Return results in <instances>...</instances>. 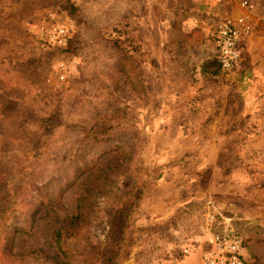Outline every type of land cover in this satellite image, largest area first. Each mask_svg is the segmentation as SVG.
Masks as SVG:
<instances>
[{"label": "rangeland", "instance_id": "rangeland-1", "mask_svg": "<svg viewBox=\"0 0 264 264\" xmlns=\"http://www.w3.org/2000/svg\"><path fill=\"white\" fill-rule=\"evenodd\" d=\"M257 1L240 63L256 65L264 55V0ZM223 2L0 0V248L7 231H22L12 244L21 256L0 253V264H51L49 256L27 253H57L52 231L66 224L82 197L84 221L64 240L71 263L102 264L95 248L106 241L109 211L135 200L132 244L120 264H164L165 255L202 241L206 223L240 235L247 264H264L258 220L264 214L257 212L264 205V178L252 181L261 201L251 205L208 197L207 171L199 181L184 176L194 172L200 152L207 157L211 150L198 153L191 136L204 143L213 133L179 130L177 122L188 120L173 95L194 74L198 54L185 44L198 26L205 27L212 46L203 48V57L212 61L214 10ZM165 9L166 33L160 24ZM144 12L154 18L147 39H163V47L138 43ZM48 18L68 31L65 47L38 43L37 27ZM184 155L191 159L182 164ZM258 167L264 170V158ZM186 186L199 193L187 203L180 190ZM166 203L176 208L160 220ZM243 208L249 221L234 220Z\"/></svg>", "mask_w": 264, "mask_h": 264}, {"label": "crops", "instance_id": "crops-1", "mask_svg": "<svg viewBox=\"0 0 264 264\" xmlns=\"http://www.w3.org/2000/svg\"><path fill=\"white\" fill-rule=\"evenodd\" d=\"M141 1L143 5H164L171 0ZM188 1L191 3L194 0ZM162 7L165 8V6ZM229 9L230 4L221 3L214 10V15L218 16L215 21L227 13ZM201 18L202 14L199 15L198 19ZM151 19L154 18L149 13L144 12L141 32L135 34L139 36L138 43L141 47H163L165 43L163 39H159L157 44H153L147 39L154 33L150 27ZM158 19L161 20V17L159 16ZM162 19L160 24L166 33L168 26L166 20H169L166 9ZM256 30L255 28L254 36H256ZM191 32L190 37L186 39L188 44L186 42L185 47H193L192 49L197 52L199 60L193 65L194 74L192 78H188L189 82L182 83L181 86L184 89L174 92L173 99L182 101L185 110L182 115L188 120V123L177 122V126L182 132L190 127L188 130L190 132L205 131L211 132L213 135L209 136L204 143L198 142L199 136H191L197 140V142L193 141V148L197 147L198 153L203 148H210L211 150L207 157L201 155L200 152L194 172L185 173L183 171L184 176H187L191 182H194L192 181L193 178L195 181H199L203 177L202 172L207 171L208 189L205 194L208 197L217 200L219 197H224L231 202L238 199L254 205V202L261 201V196L258 197V190L254 191L255 188H252V181L255 182L257 178H264V170L258 167L260 160L264 158V153L261 150L264 148V55L256 65L250 61H243V63L239 62L232 71L222 72L218 70L213 61H207L203 57V48L212 47L208 36L204 33L206 32L205 27L198 26ZM162 33L161 30L158 35L160 38ZM195 34L198 35L195 36ZM250 40L249 46L253 47L255 38L252 36ZM241 47H243L242 42ZM190 157L184 155L180 162L184 164L191 159ZM191 188L186 186V188L180 189L186 193V197H189L186 199V203L191 202L195 199L194 197L199 195L197 191H192ZM174 208L176 207H173L172 204L166 203L159 211L158 219L161 220L170 215ZM263 210L264 205L257 211L258 216L264 214ZM242 212L236 217L232 216L233 219L242 222L249 221L247 220V211L243 208ZM258 220H260L259 224L264 226V219L258 217ZM243 254H245L244 250ZM165 256L164 264H199V253L186 256L176 263L171 262L169 255Z\"/></svg>", "mask_w": 264, "mask_h": 264}, {"label": "built area", "instance_id": "built-area-1", "mask_svg": "<svg viewBox=\"0 0 264 264\" xmlns=\"http://www.w3.org/2000/svg\"><path fill=\"white\" fill-rule=\"evenodd\" d=\"M230 4L232 11L225 13L215 23L212 34L214 54L212 61L222 72L232 71L240 59V47L244 37L252 30V13L257 0H223ZM51 16V15H49ZM38 43L48 49L63 48L68 42V31L56 24L51 18L41 23L36 30ZM63 78V75H60ZM212 222V219H210ZM205 238L202 241L191 240L178 248L176 254L169 255L176 263L184 257L199 253V264H247L243 254V238L229 230L219 231L212 224L205 225Z\"/></svg>", "mask_w": 264, "mask_h": 264}, {"label": "trees", "instance_id": "trees-1", "mask_svg": "<svg viewBox=\"0 0 264 264\" xmlns=\"http://www.w3.org/2000/svg\"><path fill=\"white\" fill-rule=\"evenodd\" d=\"M84 201L85 199L83 197L79 198L76 209L66 224L59 225L52 231V248L57 251L56 254L49 255L43 249H37L36 251L33 250L27 254L40 252L45 257L49 256L48 258L51 260V264H74L67 261L64 240L72 236L74 231L81 227L84 221ZM134 202L135 200L125 202L126 204L109 211L112 217L107 220L106 241L103 246L95 248V252H97L102 264H120L126 257L128 248L132 244V241L128 237L131 225V216L134 213ZM19 232L21 233L22 231L14 228L12 231H7L5 233V239L3 241L4 244L0 248L1 255L3 254L10 258H18L21 256L19 253L12 252V244H14L17 238L15 234ZM59 255L60 257H58Z\"/></svg>", "mask_w": 264, "mask_h": 264}]
</instances>
